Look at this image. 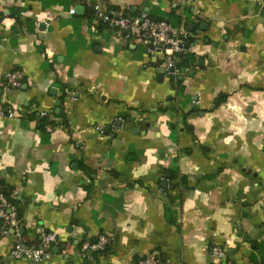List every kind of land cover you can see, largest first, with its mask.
<instances>
[{
    "label": "crops",
    "instance_id": "crops-1",
    "mask_svg": "<svg viewBox=\"0 0 264 264\" xmlns=\"http://www.w3.org/2000/svg\"><path fill=\"white\" fill-rule=\"evenodd\" d=\"M96 2L180 16L188 64L169 73ZM13 69L25 78L8 91ZM0 107V182L23 214L0 264H216L214 244L264 264V0H0ZM47 232L50 257L12 256ZM101 235L106 249H84Z\"/></svg>",
    "mask_w": 264,
    "mask_h": 264
},
{
    "label": "built area",
    "instance_id": "built-area-1",
    "mask_svg": "<svg viewBox=\"0 0 264 264\" xmlns=\"http://www.w3.org/2000/svg\"><path fill=\"white\" fill-rule=\"evenodd\" d=\"M94 8L98 19L116 28L119 34L126 33V37L141 41L149 46V51L152 54L162 56L164 66L169 73L177 74L176 59L180 55L188 53L195 37L192 33L184 28L174 26L166 19L155 18L149 13L142 12L131 17L122 12L109 11L104 8L101 2H96ZM70 12L75 14V9L72 8ZM6 77L7 89L13 91L23 85L25 74L19 69H13L6 73ZM0 113L3 114L2 107H0ZM39 114L40 117L48 119L46 128L51 132L54 129L49 121L51 114L46 111ZM19 223L17 212L11 208L4 187L0 183V235H9L12 229L18 227ZM56 243H58L56 233H43L42 242L38 246H25L22 242H17L12 250V256L16 259H29L35 263H40L45 258L50 257L52 254L51 247ZM109 244V237L101 235L95 243L85 242L84 249L104 250ZM211 254L216 264H231L227 261V249L223 245L214 244L211 247ZM136 264H172V262L158 252H151L141 257Z\"/></svg>",
    "mask_w": 264,
    "mask_h": 264
},
{
    "label": "trees",
    "instance_id": "trees-1",
    "mask_svg": "<svg viewBox=\"0 0 264 264\" xmlns=\"http://www.w3.org/2000/svg\"><path fill=\"white\" fill-rule=\"evenodd\" d=\"M87 16L91 17L92 19H94V16H95V13L94 11L91 12V10L87 13ZM160 19H165V18H160ZM166 20H168L170 23H172L174 26L176 27H180L181 25V17L180 16H176L174 14H171V16H168V18H166ZM187 55V54H186ZM185 54L183 55H180L181 58H183V61L181 63H177L176 65L179 67L181 65L183 66H186L188 64V58H184L186 57ZM189 55V54H188ZM189 57V56H187ZM47 125V121L45 120H41V127L42 128H45V126ZM170 174V177L171 178H176V177H180L182 176L181 173H180V170H179V167L177 165H174L173 167H171L168 172ZM183 179H184V176H183ZM1 183V182H0ZM6 194V192H5ZM7 198H8V194H6ZM17 216H18V219L22 222V219H23V214L22 212L18 211L17 212ZM91 243H94V242H91Z\"/></svg>",
    "mask_w": 264,
    "mask_h": 264
},
{
    "label": "water",
    "instance_id": "water-1",
    "mask_svg": "<svg viewBox=\"0 0 264 264\" xmlns=\"http://www.w3.org/2000/svg\"><path fill=\"white\" fill-rule=\"evenodd\" d=\"M74 9H75V14H82L85 10V6L83 4H78V5H76V7ZM172 70H174V69H172Z\"/></svg>",
    "mask_w": 264,
    "mask_h": 264
}]
</instances>
